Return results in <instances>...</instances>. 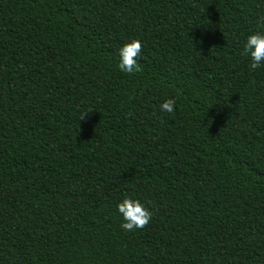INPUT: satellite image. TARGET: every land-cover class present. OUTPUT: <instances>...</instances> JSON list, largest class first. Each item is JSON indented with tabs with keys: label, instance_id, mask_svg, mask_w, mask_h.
Here are the masks:
<instances>
[{
	"label": "trees",
	"instance_id": "obj_1",
	"mask_svg": "<svg viewBox=\"0 0 264 264\" xmlns=\"http://www.w3.org/2000/svg\"><path fill=\"white\" fill-rule=\"evenodd\" d=\"M257 31L264 0H0V264H264Z\"/></svg>",
	"mask_w": 264,
	"mask_h": 264
},
{
	"label": "clouds",
	"instance_id": "obj_2",
	"mask_svg": "<svg viewBox=\"0 0 264 264\" xmlns=\"http://www.w3.org/2000/svg\"><path fill=\"white\" fill-rule=\"evenodd\" d=\"M142 43L139 39H131L117 50V69L124 74H135L141 71L138 59L141 57ZM241 55L249 59V69L256 70L264 67V33L253 32L246 36L243 42ZM177 101L175 98H166L159 105L162 113L174 114ZM84 116H82L83 119ZM116 211L121 217L120 228L126 232L142 229L149 223L153 213L131 196H125L116 205Z\"/></svg>",
	"mask_w": 264,
	"mask_h": 264
}]
</instances>
